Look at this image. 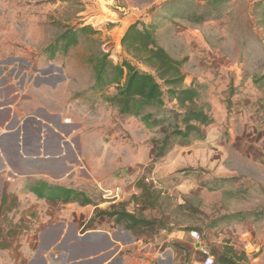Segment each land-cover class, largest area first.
Masks as SVG:
<instances>
[{"label":"rangeland","instance_id":"1","mask_svg":"<svg viewBox=\"0 0 264 264\" xmlns=\"http://www.w3.org/2000/svg\"><path fill=\"white\" fill-rule=\"evenodd\" d=\"M169 1L0 0V91L57 103L81 126L72 175L0 177V264L28 263L40 232L56 224L76 228L73 244L88 232L115 238L109 256L79 254L80 262L102 255L110 264H203V249L216 264L231 249L241 256L237 264H264V0H229L201 24L159 22ZM152 21L158 44L185 60V83L199 89L211 117L201 137L163 155L156 150L164 127L147 128L91 91L100 52L150 71L124 52L120 38L128 25ZM83 25L96 33L79 34L66 51H47L64 29ZM44 183L75 190L88 204L40 197ZM116 210L148 223L126 229L103 213Z\"/></svg>","mask_w":264,"mask_h":264},{"label":"trees","instance_id":"2","mask_svg":"<svg viewBox=\"0 0 264 264\" xmlns=\"http://www.w3.org/2000/svg\"><path fill=\"white\" fill-rule=\"evenodd\" d=\"M228 1L171 0L161 7L163 14H160L159 22L179 17L201 24L206 20L205 14L221 11ZM258 5L260 2L255 7ZM157 27L156 21L148 24L134 22L128 25L120 38L124 52L150 71H142L128 60L113 63L109 60V52H100L93 62L94 81L91 91L99 93L120 114L139 118L147 128L164 127L165 132L156 150L158 155H163L178 142L186 144L201 137L202 127L211 121V117L209 109L199 104V89L185 83V60L172 57L158 44ZM87 32L95 34L96 30L89 25L66 28L53 40L47 51L53 53L59 48L66 51L78 42L79 34ZM109 88L115 89L111 95L105 94ZM139 187L141 193H145V184L140 183ZM38 193L40 197L52 201L88 204L86 200L79 201V192L63 186L44 183ZM103 213L115 217L117 222H124L129 230L148 223L123 210ZM240 258L233 250L223 249L215 256V263L237 264Z\"/></svg>","mask_w":264,"mask_h":264},{"label":"crops","instance_id":"3","mask_svg":"<svg viewBox=\"0 0 264 264\" xmlns=\"http://www.w3.org/2000/svg\"><path fill=\"white\" fill-rule=\"evenodd\" d=\"M40 89L38 83L33 88L37 92ZM13 93L10 88L8 92L0 91L1 179L49 181L46 179H63L72 175L73 164L81 154L80 123L70 119L57 103L40 101L28 92ZM64 235L67 239L61 245ZM76 235L75 227L66 229L58 224L49 225L38 235L37 250H30L34 255L26 264H79L78 256L86 250L79 243L73 244ZM104 237L112 242L102 251L108 254L106 250L113 245L115 238L109 232L104 233ZM88 249L97 250V246L93 243ZM112 250L119 248L115 246ZM66 253L71 256L67 262L61 258ZM108 258L100 264H110Z\"/></svg>","mask_w":264,"mask_h":264},{"label":"water","instance_id":"4","mask_svg":"<svg viewBox=\"0 0 264 264\" xmlns=\"http://www.w3.org/2000/svg\"><path fill=\"white\" fill-rule=\"evenodd\" d=\"M97 232H88V233H86V234H84V235H82L81 236V238H80V242H78L82 247H86L87 245H89V243L93 240V238H95L96 236H98V237H100V235H98V234H96ZM98 251H102V250H91V251H89V252H83L81 255L82 256H85V255H87V254H89V253H91V254H95V253H97ZM95 260H91V261H88V262H86V264H90V263H92V262H96V264H100L101 263V261L103 260V258L102 257H96V258H94ZM79 264H83V262H80Z\"/></svg>","mask_w":264,"mask_h":264},{"label":"bare ground","instance_id":"5","mask_svg":"<svg viewBox=\"0 0 264 264\" xmlns=\"http://www.w3.org/2000/svg\"><path fill=\"white\" fill-rule=\"evenodd\" d=\"M93 243H95V245L97 246V250H105L112 242H111V240L110 239H108V240H106L105 239V237L104 236H101L100 235V237H98V236H96L95 238H93V240L89 243V245H87L86 247H84L85 248V252H88L89 251V249H88V247L90 246V245H92ZM93 250V249H92ZM105 255L106 254H103V256L105 257ZM107 256H108V254H107ZM99 257V256H98ZM100 257H102V255L100 256ZM99 257V258H100Z\"/></svg>","mask_w":264,"mask_h":264},{"label":"built area","instance_id":"6","mask_svg":"<svg viewBox=\"0 0 264 264\" xmlns=\"http://www.w3.org/2000/svg\"><path fill=\"white\" fill-rule=\"evenodd\" d=\"M117 195H118V192L116 191L114 193V196L117 197ZM189 235L195 241L199 240V238H200L199 232L197 230H194V229L193 230H190ZM202 251L205 254V257H204V260H203V264H213V258H212V256L208 255L205 250L202 249Z\"/></svg>","mask_w":264,"mask_h":264}]
</instances>
